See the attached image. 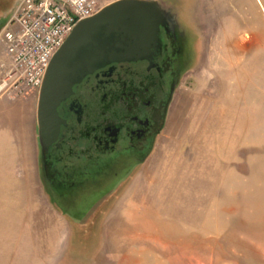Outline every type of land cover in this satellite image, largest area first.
Returning a JSON list of instances; mask_svg holds the SVG:
<instances>
[{"label":"rangeland","instance_id":"obj_1","mask_svg":"<svg viewBox=\"0 0 264 264\" xmlns=\"http://www.w3.org/2000/svg\"><path fill=\"white\" fill-rule=\"evenodd\" d=\"M15 1L0 0V33ZM161 1L193 61L148 156L88 229L40 183L37 95L5 81L0 43V264H264V0ZM100 191L69 212L89 214Z\"/></svg>","mask_w":264,"mask_h":264},{"label":"flooded vegetation","instance_id":"obj_2","mask_svg":"<svg viewBox=\"0 0 264 264\" xmlns=\"http://www.w3.org/2000/svg\"><path fill=\"white\" fill-rule=\"evenodd\" d=\"M169 23L160 29L152 58L108 65L73 88L58 107L63 123L46 150L36 121L39 180L67 222L90 228L112 186L143 164L152 149L176 86L194 57L191 32L174 19ZM98 190L101 200L89 214L69 212L79 196Z\"/></svg>","mask_w":264,"mask_h":264},{"label":"water","instance_id":"obj_3","mask_svg":"<svg viewBox=\"0 0 264 264\" xmlns=\"http://www.w3.org/2000/svg\"><path fill=\"white\" fill-rule=\"evenodd\" d=\"M169 19L180 26V14L161 0H118L74 26L49 62L38 92L36 121L42 150L57 138L63 123L57 110L73 88L108 65L152 58L160 29L170 24Z\"/></svg>","mask_w":264,"mask_h":264},{"label":"built area","instance_id":"obj_4","mask_svg":"<svg viewBox=\"0 0 264 264\" xmlns=\"http://www.w3.org/2000/svg\"><path fill=\"white\" fill-rule=\"evenodd\" d=\"M110 0H18L0 33L8 63L5 81L21 96L37 95L53 55L74 26Z\"/></svg>","mask_w":264,"mask_h":264},{"label":"bare ground","instance_id":"obj_5","mask_svg":"<svg viewBox=\"0 0 264 264\" xmlns=\"http://www.w3.org/2000/svg\"><path fill=\"white\" fill-rule=\"evenodd\" d=\"M3 87H4V86H1V87H0V90H1Z\"/></svg>","mask_w":264,"mask_h":264}]
</instances>
